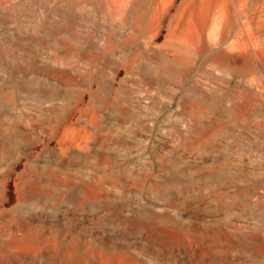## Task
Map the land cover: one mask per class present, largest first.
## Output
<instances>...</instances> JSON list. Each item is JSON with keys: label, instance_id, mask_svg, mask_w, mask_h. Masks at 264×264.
Segmentation results:
<instances>
[{"label": "rangeland", "instance_id": "374dc122", "mask_svg": "<svg viewBox=\"0 0 264 264\" xmlns=\"http://www.w3.org/2000/svg\"><path fill=\"white\" fill-rule=\"evenodd\" d=\"M247 213L264 0H0V264H264Z\"/></svg>", "mask_w": 264, "mask_h": 264}, {"label": "bare ground", "instance_id": "6f19581e", "mask_svg": "<svg viewBox=\"0 0 264 264\" xmlns=\"http://www.w3.org/2000/svg\"><path fill=\"white\" fill-rule=\"evenodd\" d=\"M23 5V4H22ZM22 11V8L19 9V11ZM22 13V12H21ZM25 15V14H24ZM223 175H225V173L222 172H218L217 175L211 177L210 180L215 181L212 185V187L214 189H218L221 191H226V189L228 188L229 183L233 180L236 179L233 176L230 177H224ZM236 181H239V179H237ZM240 182V181H239ZM250 193H252V190L249 188H244L242 185L238 186V191L236 193H234L233 195L230 194L229 198L231 199V205H235L237 207H240L244 210L243 207V202L247 203L249 202L248 200V195H250ZM225 195V193H223ZM237 216L241 217L243 215H246V213H236ZM252 215L256 220H259L260 222L258 223V225L255 226L256 229H261L262 225L264 224V213H247ZM151 215L155 216V219H159L163 216V214L160 213L156 214V213H151ZM263 237V236H262ZM264 240V239H263ZM241 252L243 253V257H244V264H256V261L258 259L257 256V252L254 250L253 247H248L246 249H242ZM215 263V262H214Z\"/></svg>", "mask_w": 264, "mask_h": 264}]
</instances>
